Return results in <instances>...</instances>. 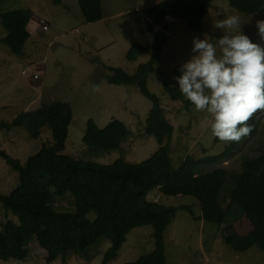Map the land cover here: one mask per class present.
<instances>
[{
    "label": "rangeland",
    "instance_id": "1",
    "mask_svg": "<svg viewBox=\"0 0 264 264\" xmlns=\"http://www.w3.org/2000/svg\"><path fill=\"white\" fill-rule=\"evenodd\" d=\"M166 0H102L103 19L87 23L79 6V0H1L0 11L29 10L31 37L24 54L16 56L0 44V124L12 121L27 111L39 109L44 104L64 102L70 104L73 119L69 126L64 154L76 159L111 165L118 159L140 163L150 158L160 147L154 136L145 133L146 122L153 102L134 85H115L107 80L109 68L123 69L135 74L142 64L152 60L154 47L160 58L148 77V89L157 95L167 119L173 125L170 141L175 166L188 156L203 160L201 169L211 171L225 167L230 173L241 172L244 159L258 156L264 150V110L258 111L257 134L237 146L227 162L207 164L205 160L226 150L230 142H216L211 132L213 118L206 112L187 109L183 102H173L165 91V85L178 86L175 68L182 66L193 55V38L207 39L216 44L223 30L213 29V23L230 15H238L242 32L253 42H259L255 21L264 19V12L255 15L242 14L230 6L229 0H215L205 16L204 27L208 33L190 30L180 18H169L162 25L154 24L148 10ZM172 1V0H171ZM44 25L48 28L45 30ZM0 36H6L1 24ZM140 47L135 60H129L130 49ZM26 72V75L22 73ZM38 78L35 79L34 76ZM96 87L99 90H96ZM125 123L131 131L130 139L123 143V151L100 153L83 143L89 120L104 128L112 120ZM55 140L48 127L34 139L23 126L0 128V150L25 164L43 146H52ZM19 184L18 173L0 158V193L8 195ZM227 189L231 184H227ZM160 197L159 203L178 209L172 223L164 233L167 264H264V252L254 246L239 252L225 243L224 228L232 223L240 234L251 230V224L242 211L234 205L226 213L222 225L206 222L197 199L191 196L163 195L158 189L148 195L149 201ZM224 198V210L228 206ZM155 202V201H154ZM68 200H59L54 208L63 212ZM95 219L92 213L89 216ZM18 218L6 215L0 204V230L3 225ZM116 258L108 264L134 262L154 250L153 228L144 226L133 229ZM111 247L105 237L87 260L69 252L68 264H102ZM29 257L24 261H1L0 264H63L59 259L46 261L47 253L37 242L30 244Z\"/></svg>",
    "mask_w": 264,
    "mask_h": 264
},
{
    "label": "trees",
    "instance_id": "2",
    "mask_svg": "<svg viewBox=\"0 0 264 264\" xmlns=\"http://www.w3.org/2000/svg\"><path fill=\"white\" fill-rule=\"evenodd\" d=\"M215 0H166L148 10L154 24L162 25L167 18H180L187 27L197 33H208L204 27L205 16ZM1 2V0H0ZM230 6L242 14L255 15L264 12V0H229ZM79 6L87 23L103 19L102 0H79ZM1 24L6 36H0V44L16 55L24 54L25 45L31 37L29 10L0 11ZM44 27V26H43ZM140 47L134 45L128 54L135 60ZM151 61L142 64L135 74L123 69L109 68L107 80L115 85H134L153 102L146 122L145 133L154 136L159 149L140 163L127 162L123 157L111 165L76 159L64 154L73 110L68 103L52 102L39 109L27 111L12 123H1L0 128L25 127L32 138L38 139L42 129L48 127L55 140L52 146H43L25 164L0 150V158L18 173L19 184L8 195L0 193V204L6 215L16 216L0 230V260L24 261L29 257L30 244L37 242L46 251L48 263L61 260L68 264V254L90 260V252L97 248L105 237L111 241L102 264L117 257L127 235L136 228H153L154 250L134 262L124 264H167L164 233L172 223L178 209L159 202L149 201L148 195L158 189L163 195L191 196L198 200L203 219L222 225L226 213L237 206L251 224V230L240 234L234 224L224 228L225 243L239 252L258 246L264 252V150L256 157L244 159L241 172L233 174L225 167L203 171V160L188 155L175 166L171 155L170 141L173 125L157 95L148 89V77L160 58L154 47ZM181 66L175 68L181 75ZM179 86L165 85V91L173 102H183L187 109L191 104L179 91ZM251 133L239 142H230L219 155L205 162L228 161L230 154L241 143L252 139L258 132V113L248 121ZM131 137L125 123L112 120L104 128L89 120L83 143L100 153L123 151V143ZM216 142H220L218 138ZM231 188L227 189V184ZM228 206L224 210V198ZM59 200H68L63 212L54 208ZM95 215L91 219L90 214ZM232 214V212H231Z\"/></svg>",
    "mask_w": 264,
    "mask_h": 264
},
{
    "label": "clouds",
    "instance_id": "3",
    "mask_svg": "<svg viewBox=\"0 0 264 264\" xmlns=\"http://www.w3.org/2000/svg\"><path fill=\"white\" fill-rule=\"evenodd\" d=\"M212 26L223 35L216 44L194 37V55L174 79L195 110L213 118L211 132L216 138L239 142L252 131L248 121L264 110V19L255 21L259 42L242 32L238 15L216 20Z\"/></svg>",
    "mask_w": 264,
    "mask_h": 264
},
{
    "label": "built area",
    "instance_id": "4",
    "mask_svg": "<svg viewBox=\"0 0 264 264\" xmlns=\"http://www.w3.org/2000/svg\"><path fill=\"white\" fill-rule=\"evenodd\" d=\"M43 28L46 30V29L48 28V26H47V25H44ZM22 74H23V75H26V72H23ZM34 78L37 79L38 76L35 75ZM159 200H160V197H159V196L155 198V202H159Z\"/></svg>",
    "mask_w": 264,
    "mask_h": 264
},
{
    "label": "crops",
    "instance_id": "5",
    "mask_svg": "<svg viewBox=\"0 0 264 264\" xmlns=\"http://www.w3.org/2000/svg\"><path fill=\"white\" fill-rule=\"evenodd\" d=\"M167 19H169V18H167ZM166 21V20H165ZM29 28V27H28Z\"/></svg>",
    "mask_w": 264,
    "mask_h": 264
}]
</instances>
